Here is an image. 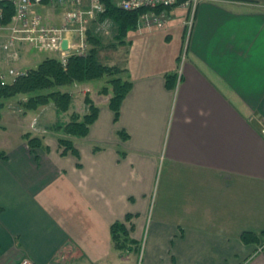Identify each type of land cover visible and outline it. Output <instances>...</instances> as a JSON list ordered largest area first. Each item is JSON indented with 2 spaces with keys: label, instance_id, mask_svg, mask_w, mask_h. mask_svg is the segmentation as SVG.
<instances>
[{
  "label": "crops",
  "instance_id": "crops-1",
  "mask_svg": "<svg viewBox=\"0 0 264 264\" xmlns=\"http://www.w3.org/2000/svg\"><path fill=\"white\" fill-rule=\"evenodd\" d=\"M72 5L45 1L34 11L61 25ZM188 17L178 5L168 9L164 27L137 26V44L155 37L160 51L152 44L149 62L111 63L132 88L117 120L112 93L97 91L99 101L90 93L99 115L87 136H70L78 154H62L58 138L68 135L50 128L58 121L53 102L24 115L43 138L35 150L22 130L7 134V125L21 121L3 108L0 264H119L131 256L141 264H264V0H202L190 28ZM117 27L102 13L91 20L88 50L90 35L100 40L99 58L103 49L135 43L133 29L119 39ZM7 38L0 28V71L8 80L12 68L23 72L58 56L20 44L19 58L9 60L1 47ZM169 73L177 74L174 88ZM61 89L73 92L76 112L87 111L92 81ZM69 118L65 113L61 122ZM116 221L130 230L135 250L116 246ZM245 231L260 241L244 242Z\"/></svg>",
  "mask_w": 264,
  "mask_h": 264
},
{
  "label": "trees",
  "instance_id": "trees-1",
  "mask_svg": "<svg viewBox=\"0 0 264 264\" xmlns=\"http://www.w3.org/2000/svg\"><path fill=\"white\" fill-rule=\"evenodd\" d=\"M104 1L106 10L102 12V16L111 17L118 24L117 36L119 39H123L130 30L137 28L140 14L144 10L128 11L117 6L113 0ZM14 13L15 7L12 3L0 1L1 25L10 23ZM90 40L94 46L85 54L70 55L66 64L62 63L57 57H46L37 67L20 72L11 80H4L0 71V118L2 109L7 102L18 96H23L21 101L25 112L36 110L53 102L58 114V121L51 127L54 130H62L68 135L58 138L60 145L63 147L62 154H66L68 151L78 154V149L70 136H87L91 125L98 118L99 107L94 102L89 91H87L84 98L87 111L84 114L76 112L73 109V92L62 90L61 88L109 76L108 85L103 86L99 93L105 95L112 93L109 99V106L114 111L116 120L119 117L122 102L132 88V82L125 80L121 76L123 71H125L121 66L111 65L100 60L98 56V43H100V40L94 35H90ZM166 80L168 87L174 88L177 74H167ZM68 112H70L69 121L61 122L62 115ZM120 134L123 138L129 135L124 130L120 131ZM23 137L32 150L43 146L42 136L26 132ZM7 158V152L0 150V160H6ZM127 217L130 219L129 215ZM131 229H133V225ZM111 232L113 240L119 249L131 251L137 248V244L131 238L130 230L124 222L116 221L113 223ZM262 234L264 235V231ZM242 240L246 243H255L260 241V237L254 232L245 231L242 234Z\"/></svg>",
  "mask_w": 264,
  "mask_h": 264
},
{
  "label": "built area",
  "instance_id": "built-area-1",
  "mask_svg": "<svg viewBox=\"0 0 264 264\" xmlns=\"http://www.w3.org/2000/svg\"><path fill=\"white\" fill-rule=\"evenodd\" d=\"M8 1L15 7L12 20L0 28L8 31V38L2 43L7 58L18 59L20 51L18 45L28 44L34 48L47 49L58 54L62 63L66 64L72 54H85L88 51L86 40L87 24L106 10L104 0H89L88 5H82L84 0H48L53 3L70 1L72 7L66 11L64 22L61 25L46 24L41 15L34 11L36 5L46 0H0ZM202 0H113L120 8L128 11L144 10L140 14L138 25L142 27L162 28L168 20V9L173 6H182L188 9L187 24L191 27L195 11ZM68 40L67 49L62 42ZM9 73L16 76L20 71L12 68ZM6 79V74H2ZM264 245L261 248H263ZM18 264H37L25 258Z\"/></svg>",
  "mask_w": 264,
  "mask_h": 264
},
{
  "label": "rangeland",
  "instance_id": "rangeland-1",
  "mask_svg": "<svg viewBox=\"0 0 264 264\" xmlns=\"http://www.w3.org/2000/svg\"><path fill=\"white\" fill-rule=\"evenodd\" d=\"M141 28H143V27H140V29ZM137 31H139V28L133 29L132 32H131L133 40H134V36H137V35L138 36L139 35L142 36L143 35V33H136ZM109 39H110V37L107 36L105 40L108 42ZM134 41H135L134 44L133 43L127 44L126 45L127 47H125L124 49H122L119 52H116L115 50H112V49L110 50L109 48L103 49L102 51L99 52L101 61H103L105 63H108V64L109 63L111 64L115 60H118L119 62H116V61L115 62L119 63V65H121V64L122 65H126V63H128V62L131 63V64H139L141 62H149V60L152 59V53H153V51L149 48V46L152 45V44L156 45L158 52L160 51L159 48L162 46L160 41L158 39H156L155 37L152 38L150 42H149V39L148 40L147 39L146 40H138V44H137V40H134ZM169 45L175 46L176 45V41L170 42ZM31 53L32 54L33 53H37V54H40V55L43 54V53H40L39 51H36V50H32ZM35 59H38V57H36ZM110 59H112V60H110ZM35 61H33L32 62L33 64H31V65L29 64V66H27V67H35V65H34ZM10 77L11 76L9 75V79H10ZM109 78H110L109 76H104V77L92 80L93 90H92V92H89V93H91L94 97H96V99L98 101H99L100 97H99L97 91L100 92V90H101V88L103 86L108 85L107 80ZM66 87L68 88V86H66ZM110 87L112 88V86H110ZM21 97H23V96L15 97V98L11 99L10 102H7L8 104H6L7 107L5 106L6 107L5 111H8V113H11V115H13L12 117H13V119L15 121H21V123L23 122L22 123L23 125H21V123H19V124L13 123L11 125H7V128H8L7 129V134L12 135V134L19 133L18 131L20 129V130H22V132L21 131L20 132H21V135L23 137V134H25L26 132H32V131L30 130L29 126L26 125V123H28V122L25 123V121H24V120H26L24 118V115L26 114V112H25V109H24V107L22 105V101L21 100H23V99ZM75 105H76V108H79L78 102H75ZM1 118H2V116H1ZM1 118H0V134L2 132V127H3V122L1 121L2 120ZM50 128H52V127H50ZM34 133L35 132H33V134ZM51 133H53V132H50V134ZM6 135H3L4 138L6 137ZM3 136L0 135V143L5 141ZM0 150L6 151L3 148H0ZM263 245H264V243L261 244L260 247H262ZM83 263H85L84 259L77 258L73 262H71L70 264H83ZM119 264H141V260L140 259L139 260L138 259L135 260V258L131 256L129 259H120V263Z\"/></svg>",
  "mask_w": 264,
  "mask_h": 264
},
{
  "label": "water",
  "instance_id": "water-1",
  "mask_svg": "<svg viewBox=\"0 0 264 264\" xmlns=\"http://www.w3.org/2000/svg\"><path fill=\"white\" fill-rule=\"evenodd\" d=\"M67 45H68V40L67 39H64L63 42H62V46L64 49H67Z\"/></svg>",
  "mask_w": 264,
  "mask_h": 264
}]
</instances>
